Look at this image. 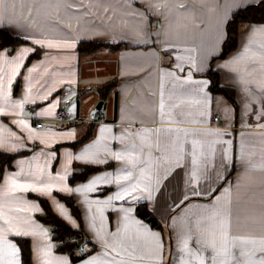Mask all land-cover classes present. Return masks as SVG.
Listing matches in <instances>:
<instances>
[{
  "label": "crops",
  "instance_id": "1",
  "mask_svg": "<svg viewBox=\"0 0 264 264\" xmlns=\"http://www.w3.org/2000/svg\"><path fill=\"white\" fill-rule=\"evenodd\" d=\"M179 3L180 0H83L81 6L77 0H25L24 17L27 19L20 16L17 5L15 18L19 25L7 29L30 39L14 51L11 47L0 49V77L6 94L0 98V136L7 141L0 149L8 152L29 149L30 152L18 156L12 168L5 171L0 181V200L17 206H23V202L38 206V211L18 214L30 217L32 225L38 226L37 231L43 229L46 232V235L28 236L35 264H43L47 259H52L54 264L56 260L64 259L68 264H88L93 257L106 264H112L114 257L124 264H181V258L185 257L180 251L184 239L190 237V248L199 247L195 242L198 232L194 222L206 218L213 207L227 209L229 198L232 201L231 234L245 240L259 241L264 237V168L259 166L264 160V90L255 84L241 83L237 74L219 67L241 50L249 38L251 26L264 23H241L237 47L227 56L217 57L224 43L213 51L215 26L226 12L231 19L241 8L231 7L233 0H186L184 7H179ZM69 4L72 7H68ZM8 5L11 10L12 0H8ZM29 8L32 9L31 16H27ZM86 10L90 14H86ZM130 11L142 12L144 16L133 17ZM121 18L129 21V27H124ZM133 19H144L147 42L137 41L131 30ZM33 39L53 43L69 41L75 47L48 48L32 43ZM255 39L259 41L264 37ZM81 40H95L105 45L80 54L77 46ZM22 48L33 51L27 54L9 87L13 62ZM192 48L196 49V67L187 60L193 54L185 51ZM205 52L207 56L201 70ZM35 53L37 55L33 56ZM211 63L219 73L221 86L229 89L233 99L226 92L212 88L207 76ZM33 68L36 70L30 71ZM246 79L259 80L261 76L256 72ZM198 81L208 83L202 86L196 83ZM107 84L111 86L103 95L99 88ZM29 85L32 86L31 93L28 92ZM48 92L51 94L43 99ZM26 97L30 99L22 108L14 107ZM100 100H103V106L93 115V108ZM55 101L59 103L53 114L38 115ZM59 108L75 111L76 115H72L76 121L56 119ZM202 112L207 116H202ZM215 115L220 118L217 122L213 119ZM17 120H24L31 129L41 133V137L29 139V132L14 123ZM39 120L44 122V127L35 126ZM102 129L111 130L103 132V140ZM167 129H186L189 134L185 136L183 132ZM90 130L93 135L76 149L70 144ZM41 139L45 143H41ZM193 140L199 142L196 165L191 162ZM97 141L101 142L99 158L107 159L111 166L90 174L85 180L71 183L74 163L83 162L72 159L69 163L67 154L74 157ZM228 141L231 143H226ZM13 144L22 146L13 149ZM225 149L231 160L221 168ZM127 151L138 158L133 176L143 173L141 188H151V199L146 198V192L137 191L132 196L138 199L126 196L112 200L110 204L103 203L121 191L128 181H121L119 185L115 182L100 184L96 191L86 193L62 192L59 187H54L47 196L32 191L17 192L14 194L19 198L16 201L3 195L10 175H18L20 182L39 184L40 180L47 182L50 177L64 175L65 168L68 172L64 184L73 189L106 174L114 181L115 177L125 175L129 166L111 157L110 152ZM208 160H211L210 164ZM249 161L257 166L249 169ZM102 164L106 163L96 165ZM38 169L44 171L38 173ZM218 169L223 172L220 179L216 176ZM194 170L198 179L192 175ZM238 179L241 182L237 186ZM228 187L231 188L230 197L224 194V188ZM56 192L75 198L84 229L97 244L95 252L77 261L56 250L51 228L38 217L42 211L41 203L31 195L47 197L56 211L57 203L62 204L68 217L57 212L70 224L78 226L79 221ZM193 192H208V195L197 196ZM140 202L147 203L163 228L153 227L138 214ZM123 209L132 210L127 221ZM134 221L159 234L163 243L159 257L152 244L143 238L137 239ZM125 227L127 231H124ZM7 239L20 249L15 235L9 233ZM244 247L251 251L253 245ZM113 248L120 255H116ZM42 250L48 251L49 256L43 257ZM203 254L207 256L208 252ZM237 259L246 261L247 257ZM232 264H237L236 260Z\"/></svg>",
  "mask_w": 264,
  "mask_h": 264
},
{
  "label": "snow or ice",
  "instance_id": "2",
  "mask_svg": "<svg viewBox=\"0 0 264 264\" xmlns=\"http://www.w3.org/2000/svg\"><path fill=\"white\" fill-rule=\"evenodd\" d=\"M78 3L83 6V0H77ZM186 0H180L179 7H184ZM259 4H264V0H233L231 7L233 8H245V7H255ZM19 5L20 8V16L24 17L25 10V0H12L11 10H9L8 0H0V32L5 31L11 25H19V20L15 17L17 16L16 8ZM158 6V5H157ZM68 7H72L71 4ZM107 12V9H105ZM86 14H90L86 10ZM129 14L133 17L139 16L142 17L144 14L142 12H129ZM32 15V9H27V16ZM27 19V17H24ZM122 19V23L124 27H129V21L127 19ZM230 22V17L226 12L224 17H222L216 24L214 34H213V51L216 47H218L222 43H226L227 40V31L226 25ZM144 19L136 21L133 19L132 21V31L135 32L136 38L138 42H147L144 39ZM262 36L264 37V25H253L251 26L250 35L245 44L242 45L241 50L235 54L229 61L219 65V67L228 69L229 71L238 75L240 82L243 84H255L261 90H264V39L257 41L255 37ZM24 39H30V37L25 36ZM32 43L47 46L48 48H65L70 49L74 48L75 44L69 41L57 42L53 43L52 41H46L42 39H33ZM33 49L30 48H22L13 62L12 76L8 81V85L10 87L11 80L15 78L19 73L20 67L23 66V62L28 53L32 52ZM185 51L192 53L193 55H189L187 57L188 62L196 67V58L194 53L196 52L195 48L185 49ZM207 53L202 54L200 69L203 68V61L206 59ZM36 69H30V71H35ZM258 72L261 76V79H246L247 76H252L253 73ZM196 83L206 85L208 81H198ZM203 88L201 87L200 91ZM247 91V89H245ZM32 86L29 85L28 92L31 93ZM51 92H48L42 98L47 99L48 95ZM5 85L3 83V78L0 77V98L5 97ZM10 95V93H8ZM30 97H26L25 101H21L19 103L14 104V107L20 109L23 107V104L27 102ZM59 101H55L51 104L49 109L45 110L38 115H51L53 114V109H55L56 105ZM2 111V110H0ZM161 115L163 116V104H161ZM202 116H207L206 112L201 113ZM18 126L27 130L29 132V139H39L41 137V133L37 132L34 129H31L29 125L24 120L14 121ZM2 131V129H0ZM111 131L110 129H102L101 130V140H103V132ZM159 131V130H157ZM167 131H176L177 133L183 132L185 136H187L188 130L186 129H167ZM218 134V133H217ZM12 135H15L14 133ZM71 135V134H69ZM6 139L3 136H0V148L6 146ZM41 143H45L43 139H41ZM100 141H97L95 144H91L84 148L78 155H73L71 153L67 154V160L70 163L72 159L81 161L85 164H99V163H107V159L99 158L100 151ZM230 144L231 142H226ZM199 142L196 140L191 141L192 147V164H197V146ZM18 146L13 144L11 147L13 149ZM111 157L116 160H122L128 165L127 173L123 176L115 177L113 181L111 179L110 174H106L103 176H96L91 179L88 183L83 184L77 188H70L66 184H64V180L66 179L68 169H64V175H58L55 177H50L47 182L40 180L39 184L30 183V182H20L18 175H10L5 182V188L3 195L5 197H9L11 201H16L19 198L14 194L17 192H38L42 195H50L54 187H59V190L62 192L72 193H86V192H94L96 191L97 185L100 184H108L115 182L118 185L121 181H128L129 183L124 186L121 191L117 192L115 196L109 197L107 201H104L105 204H110L112 200H121L125 199L126 196H132L133 193L137 191L146 192L147 199L152 198V190L149 186H144L141 188V185L144 180L143 173L139 176H133V169H135L136 164L138 162V158L133 155L131 151H127L126 153L122 152H110ZM203 156V153H200ZM212 155H214V150ZM244 157L243 150H241V158ZM222 163L221 168H224L228 162L231 160V156L227 154V149L224 151V155L221 157ZM179 161H177L178 163ZM211 163V160H208V164ZM207 166V164L205 165ZM257 165L252 164L249 161V169L254 168ZM261 168H264V160L260 162L259 165ZM38 173L43 172V169H38ZM245 171H248L246 169ZM194 178L198 179L197 172L194 170L192 173ZM223 175V172L218 169L217 171V179H220ZM241 181L238 179L237 186ZM212 189H209V192ZM224 194L226 197L231 196V188H224ZM193 195L201 196L208 195V192H193ZM133 199H138L139 197L132 196ZM99 203V202H97ZM231 199H227V205L229 206L227 209H220L213 207L209 210L208 215L204 219H197L194 222V227L198 232V236L196 239V244L199 245L197 248L189 247V238L183 240V247L180 249L181 252L185 254V257L181 258V264H232L233 260H236L237 264H264V237H262L259 241L257 240H245L239 236H233L231 234ZM57 211L68 217L67 210L64 208L62 204L57 203L56 205ZM33 210H39L38 206L35 204H28L27 202H23V206H17L14 203L0 200V264H21L20 258V249L12 242L8 241L7 236L9 233L19 236V237H28L32 235H46V232L43 229H39L37 231L38 226H33L30 217L18 215L23 212H31ZM125 216L124 219L127 221L129 219V215L131 213V209H123ZM70 218V217H69ZM137 225V239L143 238L146 243H150L153 245L154 251L157 256L162 253L163 243L158 233L150 232L146 226L142 225L139 221H134ZM124 231H127L125 227ZM100 233L98 232V235ZM251 244L253 248L251 251L245 249L244 245ZM134 248L135 245H132ZM113 251L116 252V255H120V252H117L115 248ZM127 252V248L124 249ZM204 251L208 252V255L205 256ZM108 255L107 253L104 254ZM131 255V253H129ZM42 256L48 257L49 252L42 250ZM190 257V259H189ZM237 257H247L246 261H240ZM142 258V257H141ZM43 264H54L52 259L44 260ZM55 264H68L67 260H56ZM88 264H106V262L93 257L88 261ZM112 264H124V262L116 261L115 257L113 258Z\"/></svg>",
  "mask_w": 264,
  "mask_h": 264
},
{
  "label": "trees",
  "instance_id": "3",
  "mask_svg": "<svg viewBox=\"0 0 264 264\" xmlns=\"http://www.w3.org/2000/svg\"><path fill=\"white\" fill-rule=\"evenodd\" d=\"M256 22L264 23V4H259L255 7H245L238 9L232 15L230 22L227 25V40L223 44L222 51L217 57H225L238 45L239 39V27L241 23ZM26 39L16 35L6 29L0 32V49L11 47V51H14L18 46L25 43ZM105 45L102 42L95 40H81L78 43L77 49L80 54H84L93 50H96L100 46ZM35 53L33 56H36ZM207 76L211 79V86L215 91L226 92L231 99L232 94L228 88L221 86L219 82V73L211 66L207 72ZM111 84L102 85L99 89L105 95ZM60 109V108H59ZM58 109V110H59ZM93 125V124H92ZM93 128V126H92ZM93 135V131H88L85 134L79 136L75 142L70 143L75 149L89 139ZM30 152L29 149H22L16 152H8L0 149V181L3 179L5 171L12 168L13 161L20 155H25ZM112 163H106L102 165L74 163V171L70 176V182L85 180L90 174L104 170L111 166ZM57 197L62 200L70 209L71 213L79 221L78 226L70 224L64 217H62L51 205L49 199L45 196H39L34 193L31 195L38 199L42 206V211L38 213L39 219L51 228L52 239L56 244V250L59 253H65L70 255L73 261L80 260L81 258L95 252L97 250V244L89 237L84 229L81 212L75 201V198L66 193L56 192ZM138 214L146 219L153 227L163 228L160 219L151 211L147 203L140 202L137 204ZM15 240L18 242L21 249V264H35L32 252L31 240L29 237L15 236ZM88 240L90 243L89 249L86 253H79L78 247L80 244Z\"/></svg>",
  "mask_w": 264,
  "mask_h": 264
},
{
  "label": "built area",
  "instance_id": "4",
  "mask_svg": "<svg viewBox=\"0 0 264 264\" xmlns=\"http://www.w3.org/2000/svg\"><path fill=\"white\" fill-rule=\"evenodd\" d=\"M100 117H103V114H101ZM55 118L61 121H76V118L72 115V113L66 109L60 108L59 110H57ZM214 121H219L220 118L219 116L215 115L213 117ZM36 127L40 128V127H44V122L39 120L36 122L35 124ZM90 243L88 240L83 241L80 246L78 247V252L83 254L86 253L89 249Z\"/></svg>",
  "mask_w": 264,
  "mask_h": 264
},
{
  "label": "water",
  "instance_id": "5",
  "mask_svg": "<svg viewBox=\"0 0 264 264\" xmlns=\"http://www.w3.org/2000/svg\"><path fill=\"white\" fill-rule=\"evenodd\" d=\"M102 106H103V100H100L99 103L93 108L92 111L93 115H95L98 111H100Z\"/></svg>",
  "mask_w": 264,
  "mask_h": 264
},
{
  "label": "rangeland",
  "instance_id": "6",
  "mask_svg": "<svg viewBox=\"0 0 264 264\" xmlns=\"http://www.w3.org/2000/svg\"><path fill=\"white\" fill-rule=\"evenodd\" d=\"M74 110V107L72 108ZM71 112V111H70ZM73 115H76L75 111H72L71 112Z\"/></svg>",
  "mask_w": 264,
  "mask_h": 264
}]
</instances>
